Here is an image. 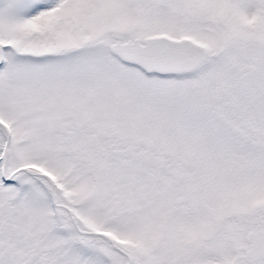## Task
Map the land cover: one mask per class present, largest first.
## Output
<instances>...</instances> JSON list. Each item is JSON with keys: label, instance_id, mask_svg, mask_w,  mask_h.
I'll return each mask as SVG.
<instances>
[{"label": "snow or ice", "instance_id": "6c2138e0", "mask_svg": "<svg viewBox=\"0 0 264 264\" xmlns=\"http://www.w3.org/2000/svg\"><path fill=\"white\" fill-rule=\"evenodd\" d=\"M0 264H264V0H0Z\"/></svg>", "mask_w": 264, "mask_h": 264}]
</instances>
